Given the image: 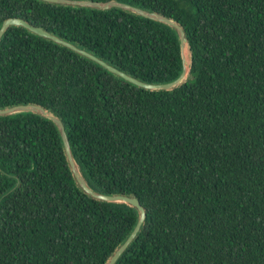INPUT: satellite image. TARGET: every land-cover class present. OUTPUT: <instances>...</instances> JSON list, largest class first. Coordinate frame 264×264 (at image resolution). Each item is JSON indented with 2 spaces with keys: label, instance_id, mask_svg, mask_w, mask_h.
<instances>
[{
  "label": "trees",
  "instance_id": "trees-1",
  "mask_svg": "<svg viewBox=\"0 0 264 264\" xmlns=\"http://www.w3.org/2000/svg\"><path fill=\"white\" fill-rule=\"evenodd\" d=\"M109 2L112 0H93ZM180 24L188 80L148 91L21 27L0 42V109L62 120L87 184L147 213L117 264H264V0H116ZM148 84L183 72L177 32L119 10L0 0ZM139 219L77 185L57 126L0 117V264H107Z\"/></svg>",
  "mask_w": 264,
  "mask_h": 264
},
{
  "label": "water",
  "instance_id": "water-1",
  "mask_svg": "<svg viewBox=\"0 0 264 264\" xmlns=\"http://www.w3.org/2000/svg\"><path fill=\"white\" fill-rule=\"evenodd\" d=\"M39 1L44 2V3L54 4V5H60V6L73 7V8H88V9H94V10H99V11H110L112 9H119V10H122L128 13L140 16L145 19H149L152 21H156V22L168 25L169 27L174 29L179 36L182 59H183L182 74L180 75L178 79H176L175 81L171 83H167V84H148V83L142 82L116 69L115 67L108 64L104 60L96 57L94 54L89 53L64 39L57 37L56 35L44 30L43 28L35 27L21 18H11V19H7L6 21H4L2 27L0 28V42L9 29L13 27H21V28L28 30L30 33L36 36H39L48 41H51L59 46L65 47L91 60L92 62L106 69L109 73L144 90L153 91V92L173 91L181 87L183 84L187 82L190 69H191V50H190V46H189L188 39L186 37V33L184 29L175 20L167 18L166 16L161 15L159 13L146 11L141 8L134 7L127 3L119 2L116 0H112L109 2H95L93 0H39ZM187 50H189L190 58H188L187 56ZM24 113H31V114L42 116L52 121L57 126L60 132L62 141H63L65 155L67 157V161L69 163L72 175L77 185L79 186V188L85 194L90 196L92 199L100 201V202L126 204V205L131 206L132 208H135L138 211L139 219H138V222L134 230L132 231L128 239L116 250L114 255L111 257V259L107 263V264H117V262L125 254V252L128 250V248L136 240L139 233L141 232L146 222V218H147V213H146L145 208L141 205L137 197L125 196V195H104V194L95 192L93 189L90 188V186L87 184L86 180L84 179L80 171V168L75 160V157H74L71 145H70V141H69L68 135L65 130L64 123L55 114L49 112L43 106L36 105V104H24V105H17V106L6 108V109H0V117H8V116L24 114Z\"/></svg>",
  "mask_w": 264,
  "mask_h": 264
},
{
  "label": "bare ground",
  "instance_id": "bare-ground-1",
  "mask_svg": "<svg viewBox=\"0 0 264 264\" xmlns=\"http://www.w3.org/2000/svg\"><path fill=\"white\" fill-rule=\"evenodd\" d=\"M187 56H188V58H190V53H189V50H187Z\"/></svg>",
  "mask_w": 264,
  "mask_h": 264
}]
</instances>
